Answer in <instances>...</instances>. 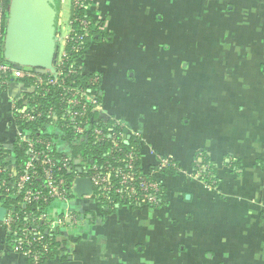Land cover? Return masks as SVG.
Returning <instances> with one entry per match:
<instances>
[{
  "label": "crops",
  "instance_id": "1",
  "mask_svg": "<svg viewBox=\"0 0 264 264\" xmlns=\"http://www.w3.org/2000/svg\"><path fill=\"white\" fill-rule=\"evenodd\" d=\"M70 3L60 2L53 59ZM85 15L100 35L75 62L98 78L99 116L138 140L164 196L107 215L92 197L51 205L81 223L63 238L66 257L42 264H264V0H88ZM31 90L0 83V147L19 137L12 110ZM159 157L176 169L157 171ZM7 235L0 221V264H32Z\"/></svg>",
  "mask_w": 264,
  "mask_h": 264
},
{
  "label": "trees",
  "instance_id": "2",
  "mask_svg": "<svg viewBox=\"0 0 264 264\" xmlns=\"http://www.w3.org/2000/svg\"><path fill=\"white\" fill-rule=\"evenodd\" d=\"M9 0L6 1L8 5ZM88 5V0H82L81 7H75L73 5L71 20V33L70 40L65 46V62L62 67V74L60 79L55 84L42 83L39 84L32 77H20L13 80L18 81L25 88L33 87L32 92L25 94L24 100L17 102V107L25 112H28L34 116L32 119L20 117L21 112L14 111V117L18 118V125L20 128L30 132L31 136L36 138L39 136L47 144L42 142H35V149L40 153L49 154L56 164H59L60 158L65 156L68 161L67 165L69 170L62 172V177L65 179L66 184L75 179L79 174L76 170L77 167L83 168V171L89 173L97 172L100 175H105L108 185L112 189L119 188V192H105L100 187H95L92 194V199L97 202L99 211L102 215H107L114 210L118 205H130L132 207L140 206V202L136 204L135 198L128 197L126 187L119 183L120 172L130 170L128 167V159L125 154L130 153L133 157L138 158V140L133 137L129 140L119 141L114 136L119 133L122 126L112 119H107L102 122H96L94 119L99 113L93 110V104L88 103L85 100L78 105L71 106L68 102L71 89L83 90L85 93H89L91 90H95V100L99 104L98 85L99 80L94 74H83L76 59L83 53L89 44V40L100 35L98 33L99 23L95 19H91L85 15V8ZM7 18V15H5ZM5 18V19H6ZM80 19L84 20L87 24L84 27L80 23ZM94 25L96 27H94ZM6 20L4 21V27L2 30V38L0 40V60L8 62L3 56V43L5 35ZM92 26V30H91ZM53 64V59L51 65ZM28 69L30 73H34L43 79L51 76L49 72L38 73L35 71L36 66H30ZM71 69L70 72L68 70ZM5 84V83H4ZM79 97V94H78ZM86 104L85 111L77 116L71 115L72 111H81L82 105ZM26 106V108H25ZM25 108V109H24ZM24 113V112H23ZM75 123L90 124L92 128L100 129L105 135L104 138L98 139L93 131L86 132L87 137L82 139L80 134L75 132ZM118 136V135H117ZM31 154L28 151L27 145L22 140H15L11 147H0V165L7 166L11 162L16 165V174L8 171L0 172V193L5 197L0 198V205H3L13 215V221L11 227L18 229L16 235H7L6 242L8 245L15 244L20 238H37L36 242H33L32 248L40 253V260L37 264H42L44 261L61 255L62 258L66 257V244L56 240L55 233H51L45 229V225L39 221L41 213H49L50 206L52 205L54 198H47L46 201L39 202H24L22 199V191L16 187L10 188L8 192L4 191L1 183L2 181L14 183L17 181L18 175L24 169L25 162L30 158ZM75 159H79L80 162L75 163ZM139 159H136L132 172L137 174L139 172ZM205 168L201 171V178L206 180L212 179L215 173L212 164L208 163V160H203L199 163ZM170 171L176 169L174 167L168 168ZM167 169V170H168ZM84 174V173H82ZM36 181V179H34ZM207 181V182H208ZM137 181L133 182L136 183ZM37 183V182H36ZM159 191L156 193L158 204L163 200L164 192L163 187L159 184ZM69 198H75V194L70 190ZM122 195V197L120 196ZM77 215L78 213L74 210ZM61 215V214H60ZM69 225H72L71 221H67ZM34 225L36 228L34 232L22 231L23 226ZM73 226V225H72ZM64 244L63 246H61ZM31 261V260H30ZM33 264V263H32Z\"/></svg>",
  "mask_w": 264,
  "mask_h": 264
},
{
  "label": "built area",
  "instance_id": "3",
  "mask_svg": "<svg viewBox=\"0 0 264 264\" xmlns=\"http://www.w3.org/2000/svg\"><path fill=\"white\" fill-rule=\"evenodd\" d=\"M7 0H0V40L2 38V30L4 27V21L6 20L7 15V7L6 5ZM72 3L75 7H81L82 6V0H72ZM9 4V2H8ZM80 23L86 27L87 24L84 20L80 19ZM71 20H70V33H71ZM70 33L68 35L66 43L70 40ZM65 49L63 55L59 57H55L53 59V71L50 69H47L46 72H49L51 74L50 77L43 79L42 77L32 74L29 71H24L22 69H16L14 68L9 62H4L0 60V83H8L12 81L15 78L20 77H32L36 80L37 83H47V84H55L60 79V75L62 74V67L64 66L65 62ZM71 69L68 70L70 72ZM32 90H34L33 87H30ZM79 94V97H78ZM26 99V98H24ZM22 99V100H24ZM68 102L71 104V106L78 105L82 102V100L87 101L88 103L93 104V110L98 111V103H96L95 100V90H90L89 93H85L83 90L79 89H71L70 90V96L68 97ZM26 100H24L25 102ZM17 105V103H16ZM14 105V108L12 110V114L14 117V111L17 110L18 112H21L20 117L32 119L34 116L28 112H25L24 110H21L19 108H16L17 106ZM26 108V106H25ZM24 108V109H25ZM86 108V104L82 105L81 111L76 110L72 111L71 115L77 116L80 113L84 112ZM24 112V113H23ZM15 123L19 130V137L16 138L19 140H22L26 143L28 151L30 152L31 156L30 158L25 162L24 169L22 172L19 173L17 181L14 183L2 181L1 185L4 188L5 192H8L10 188L16 187L17 189L22 191V199L24 202L30 203V202H39V201H46L47 198H54L55 200H60L64 203H69L73 199L69 198V192L72 191L73 194V187H74V180L70 183V185L66 184L65 179L62 177V172L65 170H69V167L67 165L68 159L65 156H62L59 160V164L55 163V160L47 153H40L37 149H35V142H42L45 145L47 142H45L42 138L39 136H36V138L32 137L30 132L27 130H24L20 128L18 125V118L14 117ZM96 122H102L103 120L99 115L95 117L94 119ZM93 131L95 135L98 137V139L104 138V133L97 128H92V125L90 124H82V123H75V132L80 134L81 138L84 139L87 137L88 134L86 132ZM118 135V136H117ZM114 136V139L117 140L116 145L119 144V141L125 140L123 129L119 131V133ZM125 157L128 159V167L130 170L125 172H120V181L119 183L121 185L127 186L126 191L128 194V197L135 198L136 204H138L140 201V204H147V205H156L158 203L156 193L159 191V183L156 182L150 175L143 172L142 168L140 167V164L138 166L139 172L135 174V172H132L131 169L134 168V163L136 162V159L133 157L130 153L125 154ZM80 162L79 159H75V163ZM175 164L173 161L169 158H161L159 157L156 170L157 171H164L167 170L169 167H174ZM8 171L10 173L16 174V165L11 162L9 165H0V172ZM79 173V172H78ZM84 173V174H82ZM87 176L91 179L93 184V192L95 187H100L103 190V194L105 192H119V188L112 189L111 186L108 185L107 178L105 175H100L97 172L92 173H86V171H82L81 173L77 174L76 176ZM201 175V169L198 174V176ZM36 179V181L34 180ZM137 181L136 183H133ZM37 182V183H36ZM214 185V183H212ZM92 192V194H93ZM91 195H85L86 197H92ZM5 197L4 194L0 193V198ZM76 196V195H75ZM83 196V197H85ZM122 197V195H120ZM13 221V215L11 211H9L6 208V213L4 216V220L2 221L3 225L8 228V232L10 234L16 235L18 233V229L11 227V222ZM39 221L45 225V229L51 233H55L56 240L59 242H63V238L67 235L68 228L70 225L67 223V221H71L72 224H76L79 222V219L77 215L71 210L69 207L66 208L61 215L53 214L52 212L49 213H41L39 216ZM22 231L24 232H34L36 231V228L34 225L30 226H23L21 227ZM59 239V240H58ZM37 238L34 237L32 239L28 238H20L15 244H12L10 246L11 249L14 251L21 252L28 256L33 264H37L40 260V253L37 250H34L32 248L33 242H36ZM62 244L61 246H63Z\"/></svg>",
  "mask_w": 264,
  "mask_h": 264
},
{
  "label": "water",
  "instance_id": "4",
  "mask_svg": "<svg viewBox=\"0 0 264 264\" xmlns=\"http://www.w3.org/2000/svg\"><path fill=\"white\" fill-rule=\"evenodd\" d=\"M61 0H9L3 43V56L14 68L36 66V72L53 71L51 61L57 40ZM129 138V136H127ZM76 170L81 173L82 168ZM76 197L91 195L93 184L87 176H76ZM6 208L0 205V221ZM59 240V239H58Z\"/></svg>",
  "mask_w": 264,
  "mask_h": 264
},
{
  "label": "rangeland",
  "instance_id": "5",
  "mask_svg": "<svg viewBox=\"0 0 264 264\" xmlns=\"http://www.w3.org/2000/svg\"><path fill=\"white\" fill-rule=\"evenodd\" d=\"M69 5H71L70 0H69ZM64 14H65V12H64ZM68 14H71V15H68L69 17L72 16V10H71V8H70V13H68ZM68 16H65V18H64V24L67 23ZM52 205H53V206L55 205V206L60 207V206H62V202H61L60 200H57V199H56L55 201H53ZM79 221H81V220H79ZM80 223H81V222H80ZM80 223H79V224L76 223L77 226H76L75 228H73L72 230L75 231V229L80 225Z\"/></svg>",
  "mask_w": 264,
  "mask_h": 264
}]
</instances>
